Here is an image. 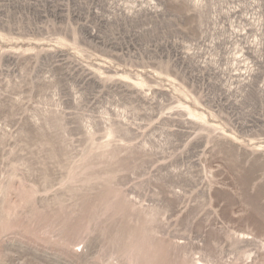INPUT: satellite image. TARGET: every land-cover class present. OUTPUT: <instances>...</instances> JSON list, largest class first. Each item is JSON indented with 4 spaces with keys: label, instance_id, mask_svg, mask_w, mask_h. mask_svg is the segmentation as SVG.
<instances>
[{
    "label": "rangeland",
    "instance_id": "1",
    "mask_svg": "<svg viewBox=\"0 0 264 264\" xmlns=\"http://www.w3.org/2000/svg\"><path fill=\"white\" fill-rule=\"evenodd\" d=\"M0 264H264V0H0Z\"/></svg>",
    "mask_w": 264,
    "mask_h": 264
}]
</instances>
